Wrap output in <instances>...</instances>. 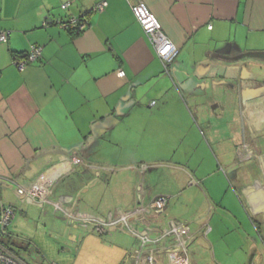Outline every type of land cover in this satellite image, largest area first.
Masks as SVG:
<instances>
[{
	"label": "crops",
	"instance_id": "1",
	"mask_svg": "<svg viewBox=\"0 0 264 264\" xmlns=\"http://www.w3.org/2000/svg\"><path fill=\"white\" fill-rule=\"evenodd\" d=\"M101 1L0 0V31L9 32L7 41L0 42V209L15 194L21 201L8 202L19 204L21 211L52 204L69 225H91L78 217L109 219L137 212L133 224L151 229L153 235L171 221L190 223L172 215L178 210L185 214L179 206L187 201L197 204L199 218L209 216L218 209L216 184L204 185L185 165L159 160L154 140L158 133L167 144L169 131L162 120L186 117L184 102L188 105L200 96L194 95L197 90L206 94L211 87L228 96L241 95L247 106L256 146L244 147L241 159L250 163L241 169L230 166L229 173L246 196L264 244V0H107L103 10H94ZM66 2L69 6L63 9ZM139 2L179 50L167 65L131 8ZM82 14L89 25L79 34L60 26V20ZM33 45L42 46L41 59L20 70L14 53ZM119 70L125 75L119 76ZM235 78L239 89L231 83ZM114 166L121 172L112 173ZM248 168L255 173L254 181ZM106 179L122 183L111 193L115 199L103 201L104 210L96 212L88 207L91 193ZM67 181L71 188L56 195ZM190 185L195 190L189 193ZM19 187L31 195H20ZM159 195L169 197L163 213L150 207ZM206 225L191 228V243L206 233ZM117 229L125 231L114 226L107 232ZM117 249L130 261L126 264H135L134 251L123 241ZM252 252L255 264L254 253L261 256L262 251L256 247ZM155 263L167 264L166 256L157 254Z\"/></svg>",
	"mask_w": 264,
	"mask_h": 264
},
{
	"label": "rangeland",
	"instance_id": "2",
	"mask_svg": "<svg viewBox=\"0 0 264 264\" xmlns=\"http://www.w3.org/2000/svg\"><path fill=\"white\" fill-rule=\"evenodd\" d=\"M242 67L245 69L244 65H241V69ZM218 71L225 73L226 69L220 68ZM232 71L234 70L231 69L229 75L233 73ZM241 82L244 83V81ZM231 83L236 85L238 81L235 78ZM238 84L236 88L239 89ZM245 85L244 83L243 87ZM224 87L227 88V86ZM206 90H208L206 94L202 93V89L197 90L194 95L200 94V96L191 98L188 105L184 102L188 112L186 117H170L168 122L162 120L164 127L169 131L168 143H162L164 139L160 138L158 133L154 142L159 160L165 159L176 165H185L204 185L209 184V181L216 184L217 187L214 190L217 189L220 195L216 203L218 209L203 219L199 218L195 214L197 204L194 201L188 202L187 198L185 200L187 206L178 205L186 211L185 214L183 210H178V212L173 211L172 215L179 219L189 220L193 230L198 225L208 222L206 233L204 231L202 236L196 237L190 244L192 264H251L252 251L256 247L262 253L259 252L261 256L254 253L253 261L255 264H264V244L253 225L254 216L249 210L246 196L229 173L230 166L241 169L242 166L245 168L250 163L243 162L240 153L244 147L255 148L256 146L251 141L252 124L241 95L228 96L223 91L220 92L219 89L214 90L211 87ZM182 121L184 123L182 127H179L178 123ZM259 140L260 137H257L258 146L262 144ZM144 147H147V141ZM258 151L257 153H261V149ZM142 156L145 155L142 154ZM142 156L138 155L140 158ZM132 158L136 163L134 167H138L140 163L137 157ZM119 172L121 171L118 166H114L112 173ZM247 174H249V179L254 181L255 173L249 169ZM203 177H207L208 182H204ZM159 178L163 185L162 177ZM121 183L122 180L116 184L107 179L103 181L100 188L97 187L91 193V202L88 207L97 210L96 212L104 210L103 201L106 199L113 201L115 197L111 193L114 192L117 184L121 185ZM189 187V193L195 190L191 185ZM70 188L68 181L61 183L58 190L56 189V195H62L65 189ZM94 188H96L95 185L84 192L85 188L83 193L87 194ZM13 199L16 202L21 201L15 194L10 195V200L8 198L5 200V206H12L16 210L9 231L12 235L14 249L29 264H126L125 261L128 262V260L121 257L117 245L123 241L127 249L132 252L141 247V240L131 234L127 228L125 231L117 229L110 234L109 232L101 234L96 230L95 223L92 221L89 223L90 226H79L77 222L73 225L67 224V217L65 218L59 210L57 212L52 204L44 207L33 205L36 207H29L31 210L27 212L24 209V213L19 204L15 202L11 205L8 202ZM174 202L172 198L170 204L173 205ZM112 205L115 207L116 204ZM118 216L120 215L114 217ZM116 226L125 227L122 223ZM253 240L257 242L255 247L251 245Z\"/></svg>",
	"mask_w": 264,
	"mask_h": 264
},
{
	"label": "built area",
	"instance_id": "3",
	"mask_svg": "<svg viewBox=\"0 0 264 264\" xmlns=\"http://www.w3.org/2000/svg\"><path fill=\"white\" fill-rule=\"evenodd\" d=\"M69 3H63L62 8L67 9ZM107 6V0H103L94 6V10L101 11ZM131 8L145 31L149 41L155 48L158 56L165 62H172L179 50L172 40L164 33L162 26L156 16L147 8L143 2L131 4ZM89 25L87 15H71L65 20H60V26L63 28H74L77 31H83ZM212 27V26H210ZM9 32L6 30L0 31V42L7 41ZM42 56V47L33 45L20 58H15V64L23 70L25 67L34 61H37ZM167 67V66H166ZM119 76H124L125 72L119 70ZM154 104V103H153ZM15 186V184H11ZM18 193L20 195L28 196L30 193L25 189L19 187ZM31 195V194H30ZM32 198V197H31ZM51 202L50 200H48ZM169 197L166 195H159L150 203V207L157 213H163L166 210ZM54 205H58L52 202ZM140 211V210H139ZM137 213V212H136ZM135 212H123L120 216H111L109 219H101L97 217H80L83 224H88L91 221L95 223L96 230L101 234L106 233L108 229L116 226L118 223L125 225L127 230L137 236L141 240V247L133 252L135 264H156L155 258L157 254H164L167 258V264H191L190 260V244L193 240L191 238V227L188 222L171 221L167 228L158 230V232L151 234L149 228H138L133 224V217ZM16 210L12 206L2 207L0 211V264H29L18 253L10 249L4 243V237L11 235L9 227L15 218ZM208 225H206L207 227ZM4 238V239H3ZM3 239V240H2Z\"/></svg>",
	"mask_w": 264,
	"mask_h": 264
},
{
	"label": "trees",
	"instance_id": "4",
	"mask_svg": "<svg viewBox=\"0 0 264 264\" xmlns=\"http://www.w3.org/2000/svg\"><path fill=\"white\" fill-rule=\"evenodd\" d=\"M85 15V14H84ZM71 16V15H70ZM79 16V15H78ZM69 17V16H68ZM67 17V18H68ZM66 18V19H67ZM62 20H65V19H62ZM66 30H68V31H70L71 33H73V34H76V33H78L79 34V32H82V31H77V30H75L74 28H71V27H69V28H65ZM38 46H40V45H38ZM42 47V46H41ZM43 49V48H42ZM27 51H25V52H15L14 53V58H17V57H21V56H23L25 53H26ZM42 57V56H41ZM41 59V58H40ZM39 60V59H38ZM16 65V64H15ZM3 207V206H2ZM1 207V208H2ZM4 207H8V206H4ZM0 211H1V209H0ZM12 237V235H10L9 234V236H7V238L6 237H4L2 240L4 241V243L10 248V249H12L13 251H15L16 253H18L15 249H14V243H13V239L11 238Z\"/></svg>",
	"mask_w": 264,
	"mask_h": 264
},
{
	"label": "bare ground",
	"instance_id": "5",
	"mask_svg": "<svg viewBox=\"0 0 264 264\" xmlns=\"http://www.w3.org/2000/svg\"><path fill=\"white\" fill-rule=\"evenodd\" d=\"M263 103V102H262ZM247 107V106H246ZM248 109V108H247ZM256 113V112H255ZM258 124V123H257ZM259 126V125H258ZM260 127V126H259ZM247 145V144H246Z\"/></svg>",
	"mask_w": 264,
	"mask_h": 264
},
{
	"label": "water",
	"instance_id": "6",
	"mask_svg": "<svg viewBox=\"0 0 264 264\" xmlns=\"http://www.w3.org/2000/svg\"><path fill=\"white\" fill-rule=\"evenodd\" d=\"M87 191V188L84 190V192Z\"/></svg>",
	"mask_w": 264,
	"mask_h": 264
}]
</instances>
